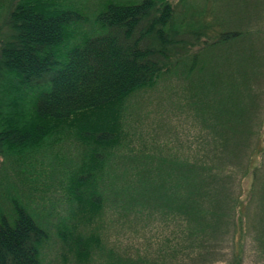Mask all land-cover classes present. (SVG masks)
Masks as SVG:
<instances>
[{"label": "trees", "instance_id": "obj_1", "mask_svg": "<svg viewBox=\"0 0 264 264\" xmlns=\"http://www.w3.org/2000/svg\"><path fill=\"white\" fill-rule=\"evenodd\" d=\"M94 1L88 6L73 0H0V162L18 180L6 192L52 193L51 208H46L50 222L57 221L51 225L62 262L71 255L75 264H93L94 259L102 264H170L171 248L177 244L167 242L178 234L206 264L223 253L227 242L232 251L241 252L247 232L262 239L264 67L255 80L246 77L239 63L225 64L230 70L224 76L234 73L231 64L238 68L226 86L240 81L242 92L236 85V97L226 95L234 110L225 117L203 114L208 106L196 121L187 119L196 130L185 142L198 150L191 152L192 158L156 150L143 156L135 146L145 106L137 94L174 73L189 57V46L203 45L191 54L187 79L195 68L201 67L204 75L220 47L239 61L252 35L245 33L247 40L238 44L237 31L220 29L209 10L213 0H202L207 6L201 12L186 9L184 0L175 5L170 0ZM224 76L216 75L207 85L214 88L218 82L215 89L222 93ZM252 88L258 94L252 96ZM232 120L241 121L239 128L235 124L218 145L230 157L201 154L199 146L207 148L215 135L222 139ZM248 173L246 200H239L235 180ZM24 206L15 205L12 216L0 211V264H42L48 234ZM251 207L255 218H247ZM111 217L130 227L158 221L174 229L168 231L167 244L157 246L158 254L147 256L153 257L150 262L137 250L119 252L107 243L111 228L117 227ZM176 264H189L188 258Z\"/></svg>", "mask_w": 264, "mask_h": 264}, {"label": "rangeland", "instance_id": "obj_2", "mask_svg": "<svg viewBox=\"0 0 264 264\" xmlns=\"http://www.w3.org/2000/svg\"><path fill=\"white\" fill-rule=\"evenodd\" d=\"M78 2L77 4H86L90 6L94 3V0H73ZM172 5L177 4V0H170ZM185 3V4H184ZM184 7L188 10L192 7L197 12H201L202 7L207 6L206 1L202 0H184ZM88 8L86 6H82ZM214 18L220 22L221 28H228L234 31H237V42L240 44L241 41H246L247 37L244 35L248 33L252 35L251 38L245 42L243 48H248L246 53L242 58L239 59L235 54H231L227 47H220L213 53V58H211L212 63L209 68H207L203 73H201V67L194 69L190 74L189 78H185L188 75L189 69L192 65L191 54L194 52L197 53L200 48L203 46H189L191 53L189 57H185L182 65L175 67L174 73H169L166 76H163L159 79V83L152 90H147L142 93L137 94L136 98H141L145 100V106L140 113V123L137 124V134L136 139L137 143L135 146L138 148V151L143 152V156L152 155L153 150H156L158 154H166L167 152L180 156L182 153L191 154V152L197 148H194V145L191 147L186 146V141H190L192 135L196 133L193 126L190 122H187V119L191 121H196L197 115L203 112L204 107L211 106L203 112H208V114H213L219 117H225L230 114V111L234 110V105L232 99H226V95L236 97L237 88L241 92L243 87L242 82L236 83L239 87L226 86L227 83L230 84L235 77V73L238 71V68L234 65L240 64L246 70V77L253 78L257 80V75L260 72L259 68L264 67V38H261L262 33H264V0H213V7L211 4V9H209ZM4 12V10H3ZM205 20L210 22L211 17L209 15L205 16ZM202 40H207L208 38H201ZM235 38H233L234 40ZM235 39V40H236ZM217 40V39H215ZM214 41V39L209 40V42ZM203 43V42H201ZM252 47L251 49H249ZM239 47H233L231 50H238ZM202 54V52H201ZM210 54V53H209ZM200 60V59H199ZM174 62V61H173ZM232 62L230 68L234 73L225 74L227 70L225 64ZM222 67L224 69H222ZM224 70V72H221ZM216 75L219 77L224 76L225 88L223 92L220 93V90L215 89L218 86L210 87L207 84H210L211 81ZM218 79V78H217ZM216 83V82H215ZM249 83V81L243 82ZM235 84V83H234ZM227 87V88H226ZM226 90V91H225ZM261 93L263 92L264 96V82L262 81V88H260ZM220 93V94H218ZM252 96L258 94V90L255 91L254 88L251 90ZM140 100V99H138ZM228 108V111H227ZM260 121L264 119V110L261 112ZM201 129L204 131L205 125L204 122L199 121ZM240 120H232V124L229 125L230 130L220 134L222 139L216 135L207 145V148L202 143L199 147L201 149V154L206 153V157L218 156L221 160H225L230 156L223 155L219 152V144L227 136V134L232 133L237 125L239 128ZM215 130V128H213ZM262 130L264 131V121L262 123ZM206 132V131H205ZM203 134V133H202ZM238 137V135H237ZM205 139V136H203ZM256 135H252V140L256 141ZM206 141V140H205ZM136 142V141H135ZM207 142V141H206ZM199 156V155H198ZM196 156V157H198ZM153 157V156H152ZM190 158L191 155L189 156ZM195 157V158H196ZM204 159L205 157L202 156ZM261 159V157L259 158ZM1 160V159H0ZM262 159L259 160V164ZM141 165V164H139ZM0 162V211L5 215L12 216V209L15 205L22 204L26 205L27 210L31 209L33 213L28 210V213L34 218L38 219V222H41L44 225V229L48 234V240L44 246L46 248L42 249V264H75L74 258L70 255L66 262H62L60 252V245L58 244L59 239L57 238V231L55 226L51 225V222L56 223L57 221L49 219L48 208H51L52 201L50 197L52 196L51 192H46L43 190H38L37 193H34L32 190H25L15 194L12 192H6L9 187H11L13 182H17V178L10 176V168H2ZM262 174V171H260ZM242 175V174H240ZM264 175V174H263ZM21 178L25 181H31L28 175L20 174ZM244 178L237 176L235 180V191L241 189L239 195V200H246L247 186L251 183L250 174ZM257 185V184H256ZM7 188V189H6ZM245 188V189H244ZM261 191L264 193V181L261 185ZM36 194V195H35ZM248 198V197H247ZM54 200L53 202H55ZM246 205V203H245ZM48 207V208H46ZM247 218L257 215L255 209L252 211L249 209ZM66 214H61V218H65ZM116 217H114L115 219ZM113 217L111 220L114 221ZM245 220V218H244ZM115 225L117 227H112L110 231L111 236L107 243L113 246L117 251H127L129 248L137 250L139 255L147 256H156L158 254V248L164 247L167 243H172L173 246L177 244L176 248H171L170 260L176 262H186L187 258L189 264H203L198 261L199 256L198 252H189L187 249L186 241L182 237H178V234H174L169 242L166 240L169 239V230L174 229V225H168L166 228H163L158 221L149 222L146 225H143V222L139 226L130 227L129 224H123V222L118 223L117 220ZM110 225V224H109ZM114 228V230H112ZM110 229V228H109ZM244 232L245 227L243 225ZM57 241V242H56ZM165 241L167 243H165ZM165 243V244H164ZM243 250L241 252L238 250L236 252L232 251L231 245L229 242L222 248L220 256L213 257L206 264H264V236L260 238V234H255L253 232H247V234L242 238ZM157 246H159L157 248ZM198 247V246H196ZM43 254L45 256H43ZM148 261L152 262L153 257H147ZM102 259L93 260V264H102L100 262ZM168 260V259H167ZM171 261L170 264H171ZM205 264V263H204Z\"/></svg>", "mask_w": 264, "mask_h": 264}]
</instances>
